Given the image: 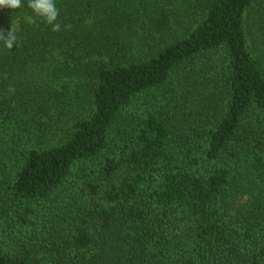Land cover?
Instances as JSON below:
<instances>
[{"label": "trees", "instance_id": "trees-1", "mask_svg": "<svg viewBox=\"0 0 264 264\" xmlns=\"http://www.w3.org/2000/svg\"><path fill=\"white\" fill-rule=\"evenodd\" d=\"M27 2L0 264H264V0H54L58 32Z\"/></svg>", "mask_w": 264, "mask_h": 264}, {"label": "clouds", "instance_id": "clouds-1", "mask_svg": "<svg viewBox=\"0 0 264 264\" xmlns=\"http://www.w3.org/2000/svg\"><path fill=\"white\" fill-rule=\"evenodd\" d=\"M22 6V0H0V9L16 10ZM27 7L32 10L37 18L42 19L47 25H50L53 32L61 30V25L57 22L59 11L54 0H28ZM0 42H3L6 48L12 49L16 42L14 30L11 28L7 35L0 32ZM9 91L14 92V88H10Z\"/></svg>", "mask_w": 264, "mask_h": 264}, {"label": "rangeland", "instance_id": "rangeland-1", "mask_svg": "<svg viewBox=\"0 0 264 264\" xmlns=\"http://www.w3.org/2000/svg\"><path fill=\"white\" fill-rule=\"evenodd\" d=\"M250 46L252 47V44L250 43Z\"/></svg>", "mask_w": 264, "mask_h": 264}]
</instances>
